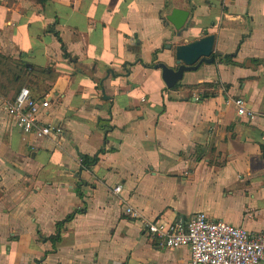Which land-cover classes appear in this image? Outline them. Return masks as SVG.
<instances>
[{
    "label": "crops",
    "instance_id": "1",
    "mask_svg": "<svg viewBox=\"0 0 264 264\" xmlns=\"http://www.w3.org/2000/svg\"><path fill=\"white\" fill-rule=\"evenodd\" d=\"M174 7L189 11L179 36L164 20ZM209 34L231 61L165 87L153 64L175 68L174 47ZM21 86L49 97L39 118L58 138L4 113ZM262 114L264 0H0V264H187L186 247L158 245L119 200L148 220L203 212L264 230Z\"/></svg>",
    "mask_w": 264,
    "mask_h": 264
},
{
    "label": "built area",
    "instance_id": "2",
    "mask_svg": "<svg viewBox=\"0 0 264 264\" xmlns=\"http://www.w3.org/2000/svg\"><path fill=\"white\" fill-rule=\"evenodd\" d=\"M193 99H197L193 96ZM235 115L248 120L256 113L247 108L242 98L230 100ZM49 97L32 96L29 89L21 86L7 99L1 101L4 113L23 134L41 140L59 137L60 126L42 121L40 113L49 107ZM264 116V114H262ZM80 166V158H77ZM120 185L112 188L119 194ZM122 213L133 220H140L148 235L166 248L186 247L189 251L187 264H264V230L248 231L222 220L208 218L203 212H195L185 219L169 222L142 218L139 211L120 201Z\"/></svg>",
    "mask_w": 264,
    "mask_h": 264
},
{
    "label": "water",
    "instance_id": "3",
    "mask_svg": "<svg viewBox=\"0 0 264 264\" xmlns=\"http://www.w3.org/2000/svg\"><path fill=\"white\" fill-rule=\"evenodd\" d=\"M167 24L175 30L177 36L187 28L189 21V11L181 8H171L164 16ZM214 36L205 35L197 40L176 45L173 51V61L175 68L168 67L163 62L153 64V68L160 70V78L165 87L170 88L176 84L184 72L195 70L201 63H211L213 61L212 45ZM167 48L169 45L166 46ZM245 67H251L253 63L246 59L243 63Z\"/></svg>",
    "mask_w": 264,
    "mask_h": 264
},
{
    "label": "trees",
    "instance_id": "4",
    "mask_svg": "<svg viewBox=\"0 0 264 264\" xmlns=\"http://www.w3.org/2000/svg\"><path fill=\"white\" fill-rule=\"evenodd\" d=\"M163 22H164V20H163ZM232 56H233V53L224 54V55L215 54V55H213V59L217 58L219 62L229 63L231 61ZM203 86H208V84H203ZM202 95H203V97H206L207 93H204ZM97 155L98 154H95L91 157L86 156V155L79 156V158H80L79 169H87L89 167V165L94 164L97 161V158H98ZM78 211H80V210L72 211L71 213L67 214L62 220L55 223V234L53 236H51L50 238H48L51 243H54L59 239V231L61 229L62 224L66 221H69L73 217L75 212H78Z\"/></svg>",
    "mask_w": 264,
    "mask_h": 264
}]
</instances>
